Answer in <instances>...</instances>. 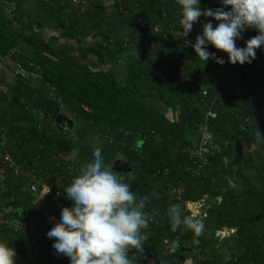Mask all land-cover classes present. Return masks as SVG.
<instances>
[{
	"label": "trees",
	"instance_id": "1",
	"mask_svg": "<svg viewBox=\"0 0 264 264\" xmlns=\"http://www.w3.org/2000/svg\"><path fill=\"white\" fill-rule=\"evenodd\" d=\"M26 1L34 6L37 29H41V20L50 16L58 26L60 36L77 44L98 35L93 32L97 9L102 12L101 21L106 28L121 24L128 27L127 33L119 38H115L113 32L99 33L103 38L104 54L100 63L120 64L122 74L119 75V72L94 69L80 58L57 49L52 37L45 40L37 29L32 30V22L27 24L28 31L4 28L0 9V59L8 58L26 66L32 61L35 63L42 77L34 80V89L50 106L64 109L70 115L72 131L77 137V143H74L63 136L62 131L53 125L55 117L51 118L50 112L30 101L23 100L20 109L33 125L37 134L34 136L27 133L25 124L12 120L8 110L0 107V132L7 140L6 148L0 147V152L7 151L24 170V174L8 172L2 176L5 189L18 206L10 214L0 211V241L14 247L16 264H67L54 254L52 241L46 233L55 223L52 218L58 219L61 209L69 206L64 188L79 174L93 152L100 151L104 162L111 167L116 160L135 165L146 159L148 149L170 147L175 140H180L176 163L160 177L147 181L136 191L132 190L137 204L142 197L147 198L142 207L146 216L149 217V209H154L158 220L157 224L149 221L142 229L146 236L143 250L152 249L160 254L162 239H172L178 232L177 256L192 255L193 264L256 262L252 258L253 251L260 248L264 240V143H256L255 139L264 129V123L249 131L241 128V118L243 100L256 90V63L259 58L249 67L237 89L235 81L227 83L226 80L238 70L239 64L228 63L227 54L211 45L207 50L222 57L225 63L220 65L209 59L204 64L191 47L210 17L201 16L204 23L194 31L191 42L181 49L169 40L159 42L161 34L171 24L179 25L178 4L165 5L164 0H151L157 9L156 16L144 13L133 24H124L142 0H79L70 4V10L57 4L58 0ZM212 23L213 27L217 24ZM155 27H159L157 31ZM256 34L254 29L245 30L242 38L236 40V45L243 47L244 42ZM163 56L170 64L162 59ZM156 64L161 65L160 71L167 79L150 71ZM206 79H209L207 84L203 82ZM203 89L207 91L205 97ZM219 90H223L220 100L211 103L212 95ZM160 106L177 111L175 117H167ZM37 110L41 112L39 120L34 112ZM206 110L214 111L216 117L205 120ZM202 126L206 127V135L215 139L217 147L211 148L206 136L205 156L210 164L198 176L192 177L187 170V149L199 145ZM94 136L98 139L97 146ZM50 142L63 144L68 152L73 151L75 155L67 159L60 157L59 150L47 145ZM246 145L248 150H244ZM69 165L72 170L64 173L63 169ZM227 166L237 181H234L230 193L224 194L229 189ZM112 171L130 188L134 185L135 175L126 174L127 171ZM40 178L52 186L43 189L37 182ZM155 179L161 182L159 198L150 195ZM177 180H182L181 184L187 183L181 198L188 202L206 201L213 218L210 232L200 235L199 242L194 244L195 253L201 255L198 258L192 253L193 249L189 252L182 250L187 228L173 229L170 216L158 214L167 203L164 193ZM31 185H36V190H31ZM223 228L234 230L233 237L223 242L234 256V260L228 262H223L222 252H219L214 239L215 231ZM136 262L145 264L144 256L138 257ZM258 264H261L260 260Z\"/></svg>",
	"mask_w": 264,
	"mask_h": 264
},
{
	"label": "clouds",
	"instance_id": "2",
	"mask_svg": "<svg viewBox=\"0 0 264 264\" xmlns=\"http://www.w3.org/2000/svg\"><path fill=\"white\" fill-rule=\"evenodd\" d=\"M176 2L184 37L201 16L212 18L202 25V32L191 45L204 64L209 59L220 65L225 63L222 57L207 50L208 45L226 53L227 62L233 65L250 64L256 58V50L264 49V0H220L221 7L216 9H202L201 0ZM213 20L218 22L215 27ZM247 29H254L257 34L238 47L236 40ZM257 139L264 136L259 132ZM64 196L69 206L61 209L58 219L52 218L55 223L46 233L54 254L67 264H131L128 252L142 249L146 239L142 229L147 227L149 217L136 203L130 185L117 177L100 151L91 154L64 188ZM168 215L173 229L183 226L196 235L204 230L198 210L182 216L180 207L171 205ZM16 256L14 247L0 241V264H16Z\"/></svg>",
	"mask_w": 264,
	"mask_h": 264
},
{
	"label": "crops",
	"instance_id": "3",
	"mask_svg": "<svg viewBox=\"0 0 264 264\" xmlns=\"http://www.w3.org/2000/svg\"><path fill=\"white\" fill-rule=\"evenodd\" d=\"M164 4H177L176 0H164ZM202 9L212 8L216 9L221 7L220 0H201L200 4ZM0 9L2 10L1 22L2 26L6 29H14L20 28L21 30H27L29 27L27 24L32 22V30H36L35 21H37V16L35 15V9L33 4L30 1L26 0H0ZM142 10V12H141ZM150 14L151 16L157 15V9L153 6L151 0H142V4L130 15L124 24H133V22L141 15V14ZM101 10L97 9L95 11V24L93 26V32L98 35H93L88 37L82 44H77L74 41L67 40L60 36V30L56 25L54 19L50 16H45L41 20V29H37V32L45 39L48 40L52 37L53 45L57 49L63 51L66 54H72L77 57L78 54L81 53L82 50H85V55L94 54L96 43L98 37H101L100 32H113V36L115 38H119L118 36H124L127 32L124 31L123 25H117L114 27L106 28L103 26L101 21ZM166 17V15H165ZM131 18V19H130ZM134 18V20H132ZM211 18V17H210ZM212 19V18H211ZM213 22L218 23L213 20ZM128 27V25H127ZM28 31V30H27ZM102 38V37H101ZM114 38V40H115ZM99 52H102L103 46L101 48L96 47ZM81 54V55H82ZM10 59H0V107H5L9 116L12 120L23 123L27 126L26 131L29 135L34 136L37 135L35 130L32 128L33 125L29 123L24 114L20 109V104L23 100L30 101L35 105L47 110L52 116L55 117L54 122L60 113L61 110L55 109L49 105L46 99H44L41 94H39L35 89V83L31 81H24L20 78L14 71L13 63L9 61ZM33 62V61H32ZM34 63V62H33ZM91 66V64H89ZM161 65H154L150 68L152 73H156L160 76V78L167 79L165 74L160 71ZM256 90L255 92L248 98L244 99L242 102V118H241V128H247L249 131H253L257 129L259 124L264 123V50L260 54L259 61L256 63ZM164 107V106H163ZM160 110L169 118H173L177 113L173 112L170 108L159 107ZM85 111V110H84ZM166 111V112H165ZM36 119H40L41 112L34 111ZM86 112V111H85ZM65 116L67 121H70V124L73 126V122L70 118V115L65 112ZM54 124V123H53ZM34 130V132H33ZM63 131V130H59ZM260 134L264 135V129L260 132ZM3 137V133L0 132V137ZM207 135H205L206 138ZM211 136H207V141ZM256 143H259L256 137ZM176 142V141H175ZM254 142L253 145H256ZM48 146L55 147L59 150V155L62 158L74 156V152H68L67 149L60 144L59 142H50L47 143ZM215 143L211 148H215ZM247 145L244 147V150H248ZM177 152V142L172 144L170 147H156L153 149H148L146 152V159L142 162L137 163L135 165L125 162L127 165H132L131 170H128L126 174L135 175L134 185L131 186V191L135 189L138 190L144 186L147 181H150L153 178L160 177L162 173L168 169H170L177 160L176 157ZM67 159V158H66ZM161 190V182L156 180L152 182L150 187V195L157 196L160 194ZM202 201V200H201ZM202 203L193 202L189 209L191 212L197 211L200 208ZM18 204L11 197V195L7 192L4 186L3 178L0 175V211L10 214L11 212L16 211ZM209 217H211L210 211ZM24 214V213H21ZM205 215V214H204ZM202 215L201 218L204 216ZM203 220V219H202ZM212 225V217L211 223ZM210 229V228H209ZM208 229V230H209ZM207 230V231H208ZM204 231V230H203ZM206 231V232H207ZM191 230H188L186 233V239H191ZM205 233V231H204ZM202 234H199V236ZM201 237V236H200ZM199 237V238H200ZM183 244V248H185ZM142 249H130L128 252L129 259L131 263H137L136 259L141 255L144 256L145 251ZM186 252V251H184ZM189 252V251H188ZM261 253L263 254L260 259V262L264 260V248H262ZM260 256V254H259ZM135 259V261H134ZM257 259V260H258ZM255 260V259H254ZM255 260V261H257Z\"/></svg>",
	"mask_w": 264,
	"mask_h": 264
},
{
	"label": "built area",
	"instance_id": "4",
	"mask_svg": "<svg viewBox=\"0 0 264 264\" xmlns=\"http://www.w3.org/2000/svg\"><path fill=\"white\" fill-rule=\"evenodd\" d=\"M71 2H66L64 0H58V3L60 6H62L65 10H70V4L78 3L79 0H70ZM204 23V20L202 17L198 19L196 23L193 24L192 31L188 34L187 37L183 36V33L181 32L182 29L179 25L175 26V24H171L169 29H166V32L162 33L159 42L162 40L165 41H172V43L175 44L177 48H185L190 42H191V37L194 33V31L197 30L199 26H201ZM159 28V27H158ZM157 27H155V31L158 30ZM260 48L256 50V58L249 64L245 63L244 65L238 66V70L235 71L232 75L227 78V83L231 81H235L237 84V89L241 85L242 78L246 75L249 67L255 63L257 57L259 58L260 56ZM13 68L15 73L22 79H31V80H37L42 77L40 75V69L35 65V63L31 62L27 66L24 65L21 62H14L13 63ZM222 73L225 72V70L220 69ZM223 93V90H219L218 93L213 94L212 98L210 99L211 103H214L218 100H220L221 95ZM203 97L207 96V91L203 89L202 91ZM85 111L88 112L87 109H84ZM205 112V120L207 119H213L216 117V113L212 110H206ZM202 133H201V140L199 145L196 148H188L187 153H188V160L189 164L187 166V170L189 174L194 177L198 176L200 173L203 172L205 166H209V161L208 158L205 156L207 152V148L205 146V135H206V127L202 126ZM63 136L66 138H69L72 140V142L77 143V137L75 133L72 130H65L62 132ZM7 145V140L4 137H0V147L1 148H6L5 146ZM72 170V166H67L66 168L63 169L64 173L67 172L69 173ZM8 172L14 173L15 175L19 174H24V170L20 169L18 165L14 162V160L11 158V155L5 151V152H0V175L3 176V174H6ZM38 184L43 188V189H48L51 184H46L41 178L37 180ZM183 182L182 180H177L172 183V188L169 191H166L164 193L165 198L167 199V203L164 208L160 209L158 214H168V209L171 205H178L181 209V213L183 215L190 214L191 211L189 209V206L193 202H188L185 201L181 198L182 192H184V188L186 187V184H181ZM31 190H36V185H31L30 186ZM160 195L158 194L155 196V198H159ZM147 198L142 197L139 201L138 204L141 205L142 207L146 203ZM149 215V221L153 222L154 224H157L158 220L155 218V212L154 209H149L148 211ZM162 218V217H161ZM179 233H175L174 236L171 238L164 237L161 241L160 247H161V253L156 254L154 250L149 249L145 252L144 254V263L145 264H193V260L191 257H181L177 256V246L179 245ZM196 242L195 244H197ZM183 248V247H182ZM64 260V259H63ZM131 264H137V263H131Z\"/></svg>",
	"mask_w": 264,
	"mask_h": 264
},
{
	"label": "rangeland",
	"instance_id": "5",
	"mask_svg": "<svg viewBox=\"0 0 264 264\" xmlns=\"http://www.w3.org/2000/svg\"><path fill=\"white\" fill-rule=\"evenodd\" d=\"M141 12H142V10H141ZM132 20H134V18H132ZM129 22H131V21H129ZM129 22L127 24H129ZM126 29H127V25L125 26L124 31H126ZM112 39H114V38H112ZM101 45L103 46V38L98 37L97 43H96V47L101 48ZM96 47H94L96 53H94L92 55L91 54L85 55V54H82V53L85 52V50H82L81 53L77 55V57L80 58L81 61L87 62L88 64H91V66L94 69H102V70H105L107 73H110V72H115V73L116 72H119L118 73L119 75L122 74V71H121L122 68H121V65L120 64H116V66H111L109 64H101L100 63V59H104V54L102 52H99ZM11 63H13V62H11ZM31 82L34 83V81H31ZM203 82L205 84H207L209 82V79H206ZM173 117H175V116H173ZM93 140H94V144L97 146L98 145V139L94 136L93 137ZM175 141L177 142V144H179V142H180V140H175ZM258 141H259V143H264V139H260ZM176 142H174V143H176ZM214 143H215V146L217 147V144H216L215 139L211 136L208 139L207 144L211 147V146L214 145ZM222 151L223 150L220 149V152H222ZM225 163L227 164L228 161H226ZM225 172H226V181H227V184L229 185V189L226 190L224 194H229L230 193V190H232L233 187H234V184H235L234 181H237V180H236V176L232 173L230 167L227 166L226 169H225ZM200 203H202V204H201L200 208H198V211L200 213V216H202V215L205 214L202 217L203 223H204V231H205V233H209L210 230H211V226H212L210 224L211 223V217H209V212H208V210H209V208H208L209 204L206 203V201H204V200L200 201ZM260 218H261V216H260ZM212 220H213V218H212ZM185 231L187 232L188 229H186ZM204 231H202L200 234H202V235L205 234ZM233 235H234V230L233 229H225V228H223L221 230L215 231L214 239L217 241V247H219L218 248L219 252H222L221 253L222 255H220V256H222L223 262H228L229 260H234V256L231 254L232 251L229 250L228 248H226V246H225L226 244H223L224 241L230 240L233 237ZM190 237H192V238L191 239H188V238L187 239L186 238L184 239V242H183L184 243V246L190 247L191 249H193L192 253L195 255V258H198L201 255H199L198 252L195 253V245L194 244L196 242H199V240H200L199 237L200 236L199 235H196L192 231ZM259 246H260V248H258L257 250L253 251L252 258H254L255 260H257L259 257H262L263 256V254L261 253V250H262V248H264V240H263V242ZM259 254H260V256H259ZM190 256L192 257V255H190ZM259 260L260 259H258L257 261L259 262ZM257 261L256 262H253V260L252 261L250 260V263L251 264H258ZM261 264H264V260L261 261Z\"/></svg>",
	"mask_w": 264,
	"mask_h": 264
},
{
	"label": "water",
	"instance_id": "6",
	"mask_svg": "<svg viewBox=\"0 0 264 264\" xmlns=\"http://www.w3.org/2000/svg\"><path fill=\"white\" fill-rule=\"evenodd\" d=\"M162 59L168 63L169 61L167 60L166 57H162ZM65 110L64 109H61L60 113L58 114L55 122H54V126L58 129V130H63V129H71L72 125L70 124V121H67V118L65 116ZM68 158V157H66ZM126 161L125 160H116V161H113L112 162V169L115 170V171H128V170H131V166L132 165H127L125 163ZM183 251H190L191 248L190 247H185V248H182Z\"/></svg>",
	"mask_w": 264,
	"mask_h": 264
}]
</instances>
